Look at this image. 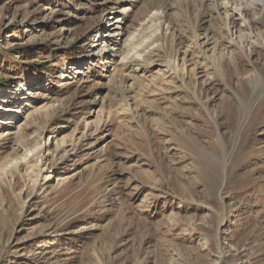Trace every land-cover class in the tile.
Segmentation results:
<instances>
[{"label": "rangeland", "instance_id": "obj_1", "mask_svg": "<svg viewBox=\"0 0 264 264\" xmlns=\"http://www.w3.org/2000/svg\"><path fill=\"white\" fill-rule=\"evenodd\" d=\"M115 2L0 0V88L32 82L0 98L10 121L0 129L51 132L36 164L38 146L22 158L12 135L0 142V166L11 156L20 168L0 173V264H264V21L251 49L207 68V86L163 67L170 40L149 73L125 82L91 52ZM175 8L171 24L188 34L197 6ZM71 67L81 74L65 84ZM24 98L22 114L3 115ZM85 124L95 146L72 151ZM62 140L69 158L56 162Z\"/></svg>", "mask_w": 264, "mask_h": 264}, {"label": "bare ground", "instance_id": "obj_2", "mask_svg": "<svg viewBox=\"0 0 264 264\" xmlns=\"http://www.w3.org/2000/svg\"><path fill=\"white\" fill-rule=\"evenodd\" d=\"M137 2L139 0H116L112 8L115 12L109 14V17L103 19L97 27L91 49L95 58L97 57L105 62L106 66L104 65V67L107 68L108 73H115V67L120 68L125 73L123 76L125 82L149 73L153 67V63L148 62L149 57L159 50H165L167 42L170 40L171 59L163 67L179 78L181 84L186 83L185 79H188L194 84L200 83L202 86H207V68H213L220 72L225 57L232 59L237 51L245 53L246 49H251L254 44L252 40L256 36L253 28L259 25L260 20L264 21V0H173L174 5L179 8L194 4L199 9L198 11L196 9L194 15L185 13L184 18L187 20L185 23L190 24L193 20H196V23L191 24L188 34H182L176 31L171 24V17L174 14L172 12L176 11L178 13L179 11L172 4L173 2L169 3L168 0H143L145 2L142 4L143 15L137 22L139 27H137L135 33L125 35L124 22L129 11L134 9ZM176 17H179V15ZM194 56H198V60L194 61ZM75 74H81V71L72 67L67 68L65 75L62 76V81L65 84H70L69 82L74 78L71 75ZM24 86L30 87L32 82H26L19 88L18 86L11 88L13 90L9 92L0 88V98L4 94L18 93L22 91ZM123 88L121 90L125 95L127 88L125 86ZM31 94L34 93H30L29 96ZM21 101H24L25 104L23 102L22 105L14 108L10 105L3 115L10 118L16 114H22L19 108L26 106V109L31 106V100L24 98ZM127 101V99H124L126 106H128ZM102 106H104V103H102ZM8 122L10 121L0 119L1 126H5ZM98 126H95V131L98 130ZM49 127H51L50 124ZM90 128H93L92 124H85L80 139L76 143L75 141L70 142L72 151L95 146L93 143L83 142V139L88 138L90 135H88ZM11 130L0 129V142L10 139L8 137L12 135L11 140L17 146V151L12 154L21 152L24 154L22 158L25 157V152L38 146L37 153L30 161L33 164L42 162L43 152L40 142L44 141L45 135L49 136L51 132L47 128H43L34 138L25 139L21 130H18L15 134L10 133ZM66 143L64 140L57 142L50 152L56 162L69 158L70 152L63 148ZM47 151L50 150L47 149ZM14 160L10 156L0 166V173H6L5 175L10 177L11 180L19 174L20 169L19 165L13 162ZM220 259H223L222 255L219 256Z\"/></svg>", "mask_w": 264, "mask_h": 264}]
</instances>
